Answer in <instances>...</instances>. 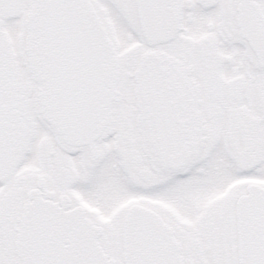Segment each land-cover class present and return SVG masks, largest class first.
<instances>
[{
  "label": "snow or ice",
  "instance_id": "obj_1",
  "mask_svg": "<svg viewBox=\"0 0 264 264\" xmlns=\"http://www.w3.org/2000/svg\"><path fill=\"white\" fill-rule=\"evenodd\" d=\"M0 264H264V0H0Z\"/></svg>",
  "mask_w": 264,
  "mask_h": 264
}]
</instances>
